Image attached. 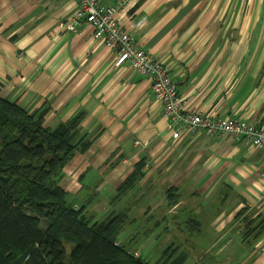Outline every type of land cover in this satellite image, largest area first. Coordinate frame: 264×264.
<instances>
[{"label": "crops", "instance_id": "obj_1", "mask_svg": "<svg viewBox=\"0 0 264 264\" xmlns=\"http://www.w3.org/2000/svg\"><path fill=\"white\" fill-rule=\"evenodd\" d=\"M77 8V0H0V97L30 113L45 109L49 127L83 113L81 130L98 134L64 167L74 188L62 186L82 198L99 195L108 177L114 195L145 158L146 168H164L175 178L169 183L178 194L168 209L173 214L192 209L193 197L208 204L215 196L212 205L219 200L212 222L228 218L218 229L213 225L221 238L210 247H219L216 254L227 248L222 263L264 264V232L255 241L242 234L264 212V151L240 137L201 130L174 138L146 76L128 63L116 67L114 50L93 37L89 23L59 28ZM116 17L137 47L169 68L184 108L264 126L263 1L128 0ZM231 192L228 204L225 197L220 202ZM236 223L237 242L230 239Z\"/></svg>", "mask_w": 264, "mask_h": 264}, {"label": "trees", "instance_id": "obj_2", "mask_svg": "<svg viewBox=\"0 0 264 264\" xmlns=\"http://www.w3.org/2000/svg\"><path fill=\"white\" fill-rule=\"evenodd\" d=\"M44 116L45 109L29 113L0 97V264H184L187 251L173 246L154 263L133 256L118 240L128 207L99 218L88 208L96 194L82 198L60 184L71 157L98 134L81 130L83 113L54 127L43 124ZM146 165L145 158L134 164L111 205L141 181ZM165 193L167 207L178 201L175 186ZM249 222L243 238L255 241L264 232V212Z\"/></svg>", "mask_w": 264, "mask_h": 264}, {"label": "rangeland", "instance_id": "obj_3", "mask_svg": "<svg viewBox=\"0 0 264 264\" xmlns=\"http://www.w3.org/2000/svg\"><path fill=\"white\" fill-rule=\"evenodd\" d=\"M244 1L247 2L248 0ZM260 1L264 2V0ZM63 173L65 177L66 171L64 169ZM171 175L164 168H153L152 166L146 168L145 177L140 183H137L120 202L112 205L110 204V195L113 194L115 185L112 182L105 183L109 180L106 177L103 184L97 187L99 195L88 207L89 213L95 211L97 216L102 218L112 209L122 210L128 207V217L124 228L118 235V240L130 247L129 250L133 256L138 257L140 255V257L151 263L156 262L168 246H173L177 247L178 251H183V248H186V253L190 257L185 264H225L226 261L222 263L221 259L228 252L227 248L225 250L219 249V254H216L215 252L219 247L215 250L210 247L214 238L220 237V235L216 236L213 225L218 229L222 223L227 222L228 218L226 217L221 222H216V220L212 222V219L216 216L214 207L216 210L218 209L216 206L219 204V200L215 199L212 205L211 201L215 198L214 196L208 204H205L196 197L185 194L184 198L193 197V202H188L193 208L178 209L177 213H175L176 209L174 208L175 214H173L168 210L170 207H167L165 198V190L168 186H172L169 183L175 179ZM64 177L60 184L64 185L65 188L68 186V189L72 190L75 182L71 178ZM165 181L167 182L164 183ZM186 188L188 187L186 186ZM186 188H184L185 193L189 191ZM100 189L101 191H99ZM233 194L231 192L225 196V193H223L220 202H223L222 198L225 197V200L227 198L226 204H228ZM200 205L204 207L200 208ZM191 220L197 221L199 225L193 226ZM236 221L239 224V220ZM177 223L183 224L178 226ZM237 223L230 229L232 233L230 239L235 242H237V237L234 236V231ZM121 226L123 227V225ZM208 242L209 244L206 245Z\"/></svg>", "mask_w": 264, "mask_h": 264}, {"label": "built area", "instance_id": "obj_4", "mask_svg": "<svg viewBox=\"0 0 264 264\" xmlns=\"http://www.w3.org/2000/svg\"><path fill=\"white\" fill-rule=\"evenodd\" d=\"M78 8L59 28L75 31L81 22L93 28V37L101 39L113 49L116 67L128 63L133 70L146 76L152 95L161 105L169 120L168 127L174 138L182 131L201 130L207 136L232 135L241 137L247 146L264 150V126H256L247 120L215 115L211 112L189 111L179 95L176 82L169 68L154 55L137 47L129 32L116 17L117 10L128 0H115L111 5H102L99 0H77Z\"/></svg>", "mask_w": 264, "mask_h": 264}, {"label": "clouds", "instance_id": "obj_5", "mask_svg": "<svg viewBox=\"0 0 264 264\" xmlns=\"http://www.w3.org/2000/svg\"><path fill=\"white\" fill-rule=\"evenodd\" d=\"M256 149V148H255ZM260 150H262V149H260ZM264 151V150H263Z\"/></svg>", "mask_w": 264, "mask_h": 264}]
</instances>
